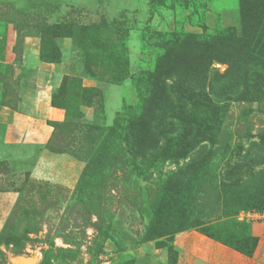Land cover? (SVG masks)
Wrapping results in <instances>:
<instances>
[{
  "label": "rangeland",
  "instance_id": "1",
  "mask_svg": "<svg viewBox=\"0 0 264 264\" xmlns=\"http://www.w3.org/2000/svg\"><path fill=\"white\" fill-rule=\"evenodd\" d=\"M21 74L50 86L64 111L52 143L79 166L53 170L66 184L20 187L0 264L171 263L192 229L251 247L247 222L264 214V0H0L3 94Z\"/></svg>",
  "mask_w": 264,
  "mask_h": 264
},
{
  "label": "crops",
  "instance_id": "2",
  "mask_svg": "<svg viewBox=\"0 0 264 264\" xmlns=\"http://www.w3.org/2000/svg\"><path fill=\"white\" fill-rule=\"evenodd\" d=\"M10 47L6 45V51H10ZM5 63L12 64L8 53ZM24 76L21 74L20 84L14 85L13 97L2 93L4 84L0 81V163L8 167V172H0V186L5 183L0 187V226L6 220V212L14 208L16 195L26 182L66 184L67 176H56L53 170L65 168L64 175H68V165L71 172L79 166L78 161L46 147L54 131L50 121H62L64 111L52 106L50 86L31 90ZM253 218L252 235L257 237L258 243L252 255L192 229L175 236V263L156 256L155 260L147 259L142 263V259H138L137 264H264V214H254Z\"/></svg>",
  "mask_w": 264,
  "mask_h": 264
},
{
  "label": "trees",
  "instance_id": "3",
  "mask_svg": "<svg viewBox=\"0 0 264 264\" xmlns=\"http://www.w3.org/2000/svg\"><path fill=\"white\" fill-rule=\"evenodd\" d=\"M243 12H244V9H243ZM51 125H52V123H51ZM53 136H54V131H53V134H52L50 140L46 144V147L50 151H53V152H56V153H62V152L59 151V148L52 143L53 142L52 141L53 140ZM0 166H5L6 172H8V167L6 166L5 163H0ZM247 223H248V227L250 228V239L252 241V245L249 248H243V247H240V246L238 247L236 245H232V244H230V243H228L226 241H223V240H221V239H219V238H217V237H215V236H213V235H211V234H209V233H207L205 231H202V230H198V231H200L201 233L209 236L210 238L215 239V240H217V241H219V242H221V243H223V244H225V245H227V246H229V247H231V248H233V249H235V250H237L239 252H242V253H244L246 255H252L254 250H255V248H256V246H257L258 239H257V237L252 235V232H251V230H252V221H248ZM176 257H177V253H176ZM175 261H176V258L171 263H175Z\"/></svg>",
  "mask_w": 264,
  "mask_h": 264
},
{
  "label": "water",
  "instance_id": "4",
  "mask_svg": "<svg viewBox=\"0 0 264 264\" xmlns=\"http://www.w3.org/2000/svg\"><path fill=\"white\" fill-rule=\"evenodd\" d=\"M12 260L14 263H17V264H36L37 262L36 257L23 256V255L14 257Z\"/></svg>",
  "mask_w": 264,
  "mask_h": 264
},
{
  "label": "built area",
  "instance_id": "5",
  "mask_svg": "<svg viewBox=\"0 0 264 264\" xmlns=\"http://www.w3.org/2000/svg\"><path fill=\"white\" fill-rule=\"evenodd\" d=\"M250 216H253V215H250Z\"/></svg>",
  "mask_w": 264,
  "mask_h": 264
}]
</instances>
